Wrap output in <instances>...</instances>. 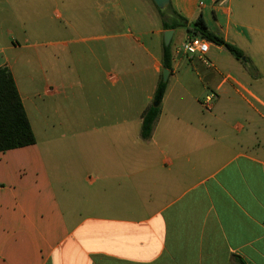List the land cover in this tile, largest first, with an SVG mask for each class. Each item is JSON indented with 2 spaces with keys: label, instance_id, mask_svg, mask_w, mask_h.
Returning a JSON list of instances; mask_svg holds the SVG:
<instances>
[{
  "label": "crops",
  "instance_id": "0c3cea01",
  "mask_svg": "<svg viewBox=\"0 0 264 264\" xmlns=\"http://www.w3.org/2000/svg\"><path fill=\"white\" fill-rule=\"evenodd\" d=\"M171 4L244 59L214 44L191 58L178 52L191 37L173 30L144 141L164 69L149 0H0V69L36 137L0 153V264H264V0ZM210 92L211 111L246 124L207 118Z\"/></svg>",
  "mask_w": 264,
  "mask_h": 264
},
{
  "label": "trees",
  "instance_id": "16d2710c",
  "mask_svg": "<svg viewBox=\"0 0 264 264\" xmlns=\"http://www.w3.org/2000/svg\"><path fill=\"white\" fill-rule=\"evenodd\" d=\"M154 6L160 13L165 31L179 28L185 29L191 38L201 37L211 44L223 47L236 60L243 61V51L211 30L202 14L195 20L189 21L187 18L178 14L172 4L165 10L159 9L155 4ZM172 59V44L166 47L163 43L162 65L164 69L172 71ZM167 87L168 81L164 82L162 75L154 94V103H159V106L155 107L151 105L142 116L141 138L144 141L152 137L156 121L161 112L160 105L166 94ZM35 143L36 137L12 73L8 68H2L0 69V153L32 146ZM235 258L238 264H245L239 257Z\"/></svg>",
  "mask_w": 264,
  "mask_h": 264
},
{
  "label": "rangeland",
  "instance_id": "374dc122",
  "mask_svg": "<svg viewBox=\"0 0 264 264\" xmlns=\"http://www.w3.org/2000/svg\"><path fill=\"white\" fill-rule=\"evenodd\" d=\"M150 1V3L154 6V4H153V2H152V0H149ZM132 3H135L134 1L132 2ZM137 6L139 7V9H140V12H143V7H141L140 5H139V3H137ZM154 9H155V11L158 13V16H159V18H158V16L156 15V21H153V24H152V28H149V30L152 32H155V30L156 29H158L159 28V26H160V23H161V16H160V13L157 11V9H156V7L154 6ZM141 29H133V35L135 36V38L136 39H138L139 40V42H140V44H143V45H145V47L146 46H149V37H147V36H145L141 31H140ZM125 32V31H124ZM149 36V35H148ZM159 41L161 42H163L164 41V34L161 36V37H159ZM246 49L247 50H249L250 51V54H253V51H254V48L253 47H246ZM142 52L143 51H141V54H142ZM252 60H254L253 58H252ZM256 60H259V59H256ZM143 61H144V66H149V61H148V59H147V56H145V58L143 59ZM207 95V94H206ZM206 95L204 96V98H203V101L205 100V98H206ZM223 107V106H222ZM205 111V110H204ZM226 110H224V107L223 108H221V107H216L213 111H211V112H208V113H206V112H204V115L208 118V117H210V115H212V114H215V115H217V116H221V118L222 119H226V120H224L225 122H229L230 124H237V125H245L246 123H245V121H244V119L241 117V115L240 114H238V113H234L235 114V116L236 117H227V115L228 114H230L229 112H228V114L225 112ZM223 116V117H222Z\"/></svg>",
  "mask_w": 264,
  "mask_h": 264
},
{
  "label": "built area",
  "instance_id": "2783aa9c",
  "mask_svg": "<svg viewBox=\"0 0 264 264\" xmlns=\"http://www.w3.org/2000/svg\"><path fill=\"white\" fill-rule=\"evenodd\" d=\"M211 43L201 37L189 38L185 43L181 45L178 52H182L191 58H198L199 60H205L206 55L210 51ZM218 96L214 92H210L205 100L202 102V107L205 111H211Z\"/></svg>",
  "mask_w": 264,
  "mask_h": 264
},
{
  "label": "water",
  "instance_id": "95a60500",
  "mask_svg": "<svg viewBox=\"0 0 264 264\" xmlns=\"http://www.w3.org/2000/svg\"><path fill=\"white\" fill-rule=\"evenodd\" d=\"M152 1L161 10L167 9L171 4V0H152ZM173 35H174L173 30H168V31L164 32V44L166 47L170 46ZM162 74H163V81L167 82L168 78H169L170 71L167 69H163ZM154 106L158 107L159 103H154Z\"/></svg>",
  "mask_w": 264,
  "mask_h": 264
}]
</instances>
